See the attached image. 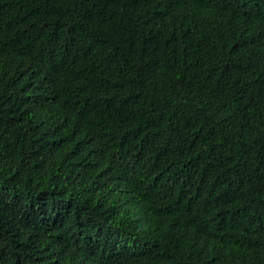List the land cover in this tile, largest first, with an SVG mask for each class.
<instances>
[{"label": "trees", "instance_id": "16d2710c", "mask_svg": "<svg viewBox=\"0 0 264 264\" xmlns=\"http://www.w3.org/2000/svg\"><path fill=\"white\" fill-rule=\"evenodd\" d=\"M0 264H264V0H0Z\"/></svg>", "mask_w": 264, "mask_h": 264}]
</instances>
